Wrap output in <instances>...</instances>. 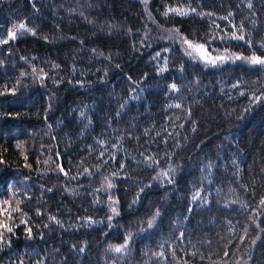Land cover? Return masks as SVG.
Listing matches in <instances>:
<instances>
[{
  "label": "trees",
  "instance_id": "obj_1",
  "mask_svg": "<svg viewBox=\"0 0 264 264\" xmlns=\"http://www.w3.org/2000/svg\"><path fill=\"white\" fill-rule=\"evenodd\" d=\"M182 38L264 56V0H0V264H264V65Z\"/></svg>",
  "mask_w": 264,
  "mask_h": 264
},
{
  "label": "snow or ice",
  "instance_id": "obj_2",
  "mask_svg": "<svg viewBox=\"0 0 264 264\" xmlns=\"http://www.w3.org/2000/svg\"><path fill=\"white\" fill-rule=\"evenodd\" d=\"M249 7H251V4H249ZM169 11H173V12H175L177 15H181V16L188 15V12H187V11H184V10H181V9H169ZM191 11H192V12H195L196 9L193 8V9H191ZM164 15L167 16V15H168V12H165ZM229 15H231V13H229ZM240 30H241V32L243 31V25L240 26ZM24 31L32 32L33 35L36 34L35 31H34L33 29H31V28H27L26 25H25L24 23H20L18 26H14V30L11 31V32L9 33V36H10L11 38H15L17 32H21V34H22ZM176 31L178 32V29H177ZM232 38H233V39H238V40H244V39H245L244 35H242V34H241V35H237L235 32L232 33ZM182 42L185 43V44H187L189 48H193V47L203 48V45L193 46L192 43H191L190 41L187 40V38H182ZM247 43H249V45H251V41H247ZM262 47H264V45H262ZM186 52H187V50H186ZM187 54H188V55H191L192 53H191V52H187ZM157 56L159 57V56H160V53H157ZM230 59H231V60H245V61H247L248 63H250V64H254V65H256V64H258V65H264V56H257V55H255V54H253V55L250 56V57H242V56L231 57V56H227V55H224V56H217V57H215V58H213V59H211V60H208V63H211V64L215 65L218 61H219L220 63H224V62H226L227 60H230ZM166 64H167V60L165 59V65H166ZM166 70H167L166 67H164V68H161L159 71H160V72H164V71H166ZM35 72H36V69L34 68V69H33V73H35ZM22 75H23V74H22ZM236 86H237V85H233V87H236ZM170 87H171L173 90H175L177 86H176L175 84H172ZM241 94H243V93H241ZM256 99H259V98L257 97ZM176 107L179 108V107H181V106H180V105H176ZM82 115H83V114H82ZM117 115H119V113H117ZM101 155H103V153H101ZM146 159H151V158L146 157ZM122 167H123V165H122ZM60 171H61V172H64V169H63L62 166H60ZM85 171H87V170H85ZM65 175H67V173H65ZM162 175L167 176L168 173L165 172V173H162ZM105 180H106V183H107V187H108V188H111V187L114 186L111 180H109L108 178H105ZM142 190H143V189H141V191H142ZM48 191H51V189H48ZM193 199L195 200L196 197H193ZM5 203H8V202L6 201ZM261 204H264V199L261 200ZM112 211H113L114 213H116V209H115V208H113ZM38 214H39V213H38ZM117 214H118V213H117ZM159 215H160L159 210H157V212L155 213V215L153 216V218H152L151 220L148 221L147 227H148L149 229L153 227V224H154V222H155V219H156V217H158ZM51 219L55 221V217H52ZM109 220H111V217H109ZM55 222H56V223H59V221H55ZM90 222H91V221H90ZM0 227H5L6 230H7L8 232H12V231H13L12 227L7 226V225H0ZM28 232L31 233V229H28ZM130 238H131V234H129V239H130ZM3 240H4L3 233L0 232V242H3ZM127 247H128L127 241L125 242V244L120 245V246H110L111 250L114 251V252H116V253H120V252L125 251V250L127 249ZM80 251L83 252L84 249L81 248ZM225 255H227V253H225Z\"/></svg>",
  "mask_w": 264,
  "mask_h": 264
},
{
  "label": "rangeland",
  "instance_id": "obj_3",
  "mask_svg": "<svg viewBox=\"0 0 264 264\" xmlns=\"http://www.w3.org/2000/svg\"><path fill=\"white\" fill-rule=\"evenodd\" d=\"M197 45H203V44H201V43L194 44V46H197ZM194 49L198 52L200 57L205 61L211 60L217 56H224V55L228 56V54H225V53H223V54H212L206 49L205 45H203V48L194 47Z\"/></svg>",
  "mask_w": 264,
  "mask_h": 264
}]
</instances>
